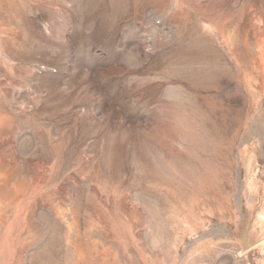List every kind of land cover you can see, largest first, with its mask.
I'll list each match as a JSON object with an SVG mask.
<instances>
[{
    "label": "rangeland",
    "instance_id": "374dc122",
    "mask_svg": "<svg viewBox=\"0 0 264 264\" xmlns=\"http://www.w3.org/2000/svg\"><path fill=\"white\" fill-rule=\"evenodd\" d=\"M264 0H0V264H264Z\"/></svg>",
    "mask_w": 264,
    "mask_h": 264
},
{
    "label": "water",
    "instance_id": "95a60500",
    "mask_svg": "<svg viewBox=\"0 0 264 264\" xmlns=\"http://www.w3.org/2000/svg\"><path fill=\"white\" fill-rule=\"evenodd\" d=\"M262 176L264 177V168H263V174H262Z\"/></svg>",
    "mask_w": 264,
    "mask_h": 264
}]
</instances>
